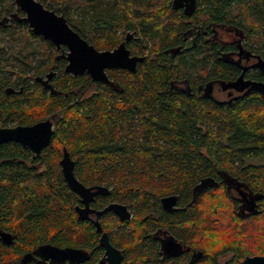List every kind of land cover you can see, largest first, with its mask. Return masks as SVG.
<instances>
[{"label":"trees","instance_id":"1","mask_svg":"<svg viewBox=\"0 0 264 264\" xmlns=\"http://www.w3.org/2000/svg\"><path fill=\"white\" fill-rule=\"evenodd\" d=\"M38 1L63 15L96 49H113L128 36L130 53L145 58L134 72L110 69V83L93 82L86 73L64 71L65 46L57 49L42 38L40 51L30 46L36 36L26 22L0 24V127L53 117L55 129L39 156L15 141L0 144V230L12 235L10 244L0 241V263L18 264L44 243L83 247L78 196L59 164L63 147L79 181L108 187L96 206L114 201L131 211L129 220L106 221L113 224L109 233L121 225L113 234L114 241L127 243L124 264H167L147 236L159 214L206 253L195 264H240L246 255L264 256V161L251 162L264 157V96L251 93L233 104H216L174 87L172 81L182 77L195 83L231 79L238 70L210 41L178 61L167 53L181 44L188 25L171 0H80L85 3L78 8L77 0ZM12 7L0 0V20ZM193 16L244 34L264 57V0H199ZM51 70L48 87L41 79ZM91 85L95 90L86 95ZM227 177L256 193L257 213L237 210L225 190ZM171 193L183 208L167 214L158 198ZM86 223L84 239L96 247ZM220 254L230 255L220 263ZM27 264L41 263L33 257ZM82 264L99 263L92 255Z\"/></svg>","mask_w":264,"mask_h":264},{"label":"water","instance_id":"2","mask_svg":"<svg viewBox=\"0 0 264 264\" xmlns=\"http://www.w3.org/2000/svg\"><path fill=\"white\" fill-rule=\"evenodd\" d=\"M14 5L23 12L20 16L17 11L11 12L9 15H4L0 24H5L8 21H24L34 35H39L42 38L51 42L57 49L62 45L66 47L64 57L66 64L64 71L70 75L88 74L93 82L110 83L106 70L111 68L126 69L131 72L136 70L138 62L144 60V56L131 55L130 50L126 47L128 36L120 42L115 48L110 50H98L86 39L75 31L69 24L67 19L55 11L46 8L38 0H13ZM174 8H184L187 15H191L196 8V0H173ZM171 54H175L180 50L179 47L169 49ZM246 52L245 56H249L250 52L240 48L238 55ZM262 71H264V60L258 58L255 63ZM246 67H243L244 71ZM55 71L51 70L47 73L46 82L49 80ZM41 79V78H38ZM223 90L227 88H235L242 91L244 88L247 91L257 90L264 95V83L253 80L243 79V72L233 81H220ZM211 92V84H206L204 95L209 96ZM55 133L54 119L48 117L31 125H13L0 127V144L7 141H15L27 147L34 156H39L44 147L49 143L52 135ZM63 178L75 194L82 198L85 204L84 208L75 206V210L79 217L85 218L89 212H95L100 216L106 211L114 212L120 220H128L132 217L131 212L125 204L111 202L101 210H93L88 207L91 201L97 194H107L109 189L105 185L85 186L74 175V160L70 157L69 152L63 147L62 156L59 160ZM177 201L176 195H169L161 198V202L166 210H172L173 205ZM250 208H254L255 202H249ZM256 211V210H255ZM256 213V212H251ZM96 230L101 231L100 224L96 221ZM0 241L4 244L12 242V235L0 230ZM99 244L105 248L103 259L109 260L111 264H121L122 256L109 242L107 233H102L99 238ZM88 254L86 251L75 247H58L50 243H44L37 246L31 252L24 253L18 261V264H27L33 257H38L41 264H63L68 261L72 264H77L84 261ZM2 264V263H0ZM240 264H264V256L261 255H246Z\"/></svg>","mask_w":264,"mask_h":264},{"label":"flooded vegetation","instance_id":"3","mask_svg":"<svg viewBox=\"0 0 264 264\" xmlns=\"http://www.w3.org/2000/svg\"><path fill=\"white\" fill-rule=\"evenodd\" d=\"M198 3L199 0H196L195 11L197 9ZM171 5L173 6V0H171ZM174 9L181 10L183 14L188 17L184 21L188 25L185 28V30L182 32L181 44L177 46L180 48V50L175 54L173 53L171 54L170 50H168L167 52L174 58L175 61H178L180 57H186L189 53L192 52L191 49H193L195 45L197 44L199 45L201 42L210 41L217 44L216 46H217L218 56L222 58L223 61H225L226 63L234 65L238 70V73L235 75V77L231 79L209 77L208 79H204L202 81L200 80L198 83H195L192 82L187 77H182L180 79H175L172 81L175 88H180L182 91L187 92L188 95L197 93L202 97H206L210 99L216 104H224V103L233 104L235 101L242 99L243 97L248 96L251 93L261 94L257 90H250L246 92L247 88H244L242 91H238L235 88H227L223 90L220 84V81L222 80L223 81L235 80L242 72H243V79L259 81L264 83V71H262L258 66L255 65V63L258 61V58L264 60V57L260 53L256 52L254 48H251L249 44H247V39L245 38L244 34L235 31L233 32L232 28H226L224 27V25L212 26L211 23L203 24L200 22H196L195 17L193 16L195 11L191 15H187L184 12V8L179 7ZM10 22L13 23L14 21H10ZM240 48H243L245 51H249L250 55L246 57L245 56L246 52H244L242 55L239 56L238 51ZM60 56H64V54L60 53ZM243 67H246L244 71L242 70ZM111 69H120V68H111ZM109 70L110 69H107L106 73ZM120 70H126V69H120ZM50 79L47 80L46 82L42 81L44 79H41V81L48 87H51L49 85ZM208 83L211 84V92L209 96H205L204 88ZM261 95L264 96L263 94ZM32 157H34L33 153H32ZM213 185H218V184L217 182H214ZM224 186H225V190L229 193L232 201L235 202L237 210L242 215H247L250 214L251 212L257 213L258 204H257V195L255 192L252 193L249 190V188L244 186L234 177H227L224 182ZM107 194H103V195H107ZM101 195L102 194H97L94 196V198L91 201H89L88 207L90 209L101 210L106 205L111 203V202H107L105 205L101 207L96 206L95 202L97 200V197ZM169 195L177 196V201L173 205L172 210H166L161 202L162 197ZM251 201L255 202L254 208H250L249 202ZM158 203L161 210H163L164 213L167 214L177 213L183 208L179 204L178 194H174V193L161 195L158 198ZM75 206H78L79 208H84L85 204L82 202V198L80 196H78V203ZM113 216H115L118 220H120L118 216L112 211H106L102 213L100 216H97L94 211L89 212L85 218H81L78 216V219H80L82 222L80 229H81V242L83 243V247H80V249L86 251L88 256L84 261L79 262L77 264H82L85 261H88L92 255H93V259H95L99 264H111L109 260L103 259L105 248L99 244V238L102 233H107L110 244L119 251V254L122 256L121 264H124L125 262L124 251L126 249L127 243L114 241V234H113L115 232H120L121 225L114 226L111 229V233H109L108 229L113 224L111 222L106 224V221L110 220ZM154 217H155V225L152 229H149L147 231V236L150 237V239L152 240L160 260L166 262L167 264H184L186 261L188 264H195L201 261L205 257L206 253L199 250L195 246L193 241L187 242L185 239H183L180 236L178 225L175 223H171V221L165 219L166 218L165 214H159L158 216L155 215ZM96 221L100 224L101 231L96 230V225H95ZM84 222L85 223L87 222L86 224L90 225V228H92L93 231L95 232L93 234V237L96 240V244H97L96 247H92L87 242V240L84 239V237H86V228H87V225H84ZM218 256H224V254H220ZM38 261L41 263L39 258ZM63 264H72V263L66 261Z\"/></svg>","mask_w":264,"mask_h":264},{"label":"rangeland","instance_id":"4","mask_svg":"<svg viewBox=\"0 0 264 264\" xmlns=\"http://www.w3.org/2000/svg\"><path fill=\"white\" fill-rule=\"evenodd\" d=\"M10 2H11V5L13 6L12 8H11V12H14V11H16V6L14 5V3H13V0H10ZM75 2V7L76 8H78V7H82L83 6V4L85 3L84 1H80V0H77V1H74ZM4 16V15H3ZM2 16V17H3ZM21 16V15H20ZM1 17V18H2ZM12 22H10V21H8V22H6L5 24H11ZM22 26L23 25H20L19 26V28H22ZM36 37L34 38V37H31L30 38V40H31V45L30 46H32L33 48H36V49H39L40 51L42 50L43 51V43H42V41H41V39H42V37L41 36H39V35H35ZM1 45H4V43H1ZM16 45H18V42L16 41ZM29 46V47H30ZM42 79H46L45 77L44 78H42ZM94 90H95V86L94 85H91L88 89H87V91H86V95H88V94H91L92 92H94ZM264 161V157H257V158H255V159H252L251 160V162H253V163H261V162H263ZM209 205L208 204H206L205 205V208H207ZM206 218L208 219V218H210V215L209 214H207L206 215ZM205 218V219H206ZM230 255V254H229ZM229 255L228 254H224V256H218V261L220 262V263H222V262H225L227 259H228V257H229ZM241 262V261H240Z\"/></svg>","mask_w":264,"mask_h":264}]
</instances>
